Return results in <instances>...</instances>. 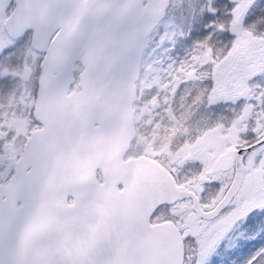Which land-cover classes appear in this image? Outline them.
<instances>
[{"label":"snow or ice","instance_id":"1","mask_svg":"<svg viewBox=\"0 0 264 264\" xmlns=\"http://www.w3.org/2000/svg\"><path fill=\"white\" fill-rule=\"evenodd\" d=\"M0 264H264V0H0Z\"/></svg>","mask_w":264,"mask_h":264}]
</instances>
